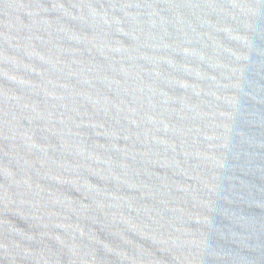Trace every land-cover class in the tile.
Wrapping results in <instances>:
<instances>
[{
  "label": "water",
  "instance_id": "95a60500",
  "mask_svg": "<svg viewBox=\"0 0 264 264\" xmlns=\"http://www.w3.org/2000/svg\"><path fill=\"white\" fill-rule=\"evenodd\" d=\"M0 264H264V0H0Z\"/></svg>",
  "mask_w": 264,
  "mask_h": 264
}]
</instances>
